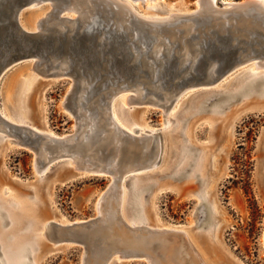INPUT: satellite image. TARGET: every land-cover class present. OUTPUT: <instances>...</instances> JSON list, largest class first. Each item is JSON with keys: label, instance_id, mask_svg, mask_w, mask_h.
Listing matches in <instances>:
<instances>
[{"label": "rangeland", "instance_id": "1", "mask_svg": "<svg viewBox=\"0 0 264 264\" xmlns=\"http://www.w3.org/2000/svg\"><path fill=\"white\" fill-rule=\"evenodd\" d=\"M223 1L232 0H215L214 5L221 6ZM95 2V9L99 8L104 18L99 34L93 36L76 25L68 26L77 19L76 12H55L49 1L21 12L19 23L29 35L34 34L31 38L52 35L53 41L47 52L23 57L0 74V117L19 127L0 131V198L7 203L4 211L16 209L12 202L21 206L37 202L42 222L68 227L65 236L70 239L58 241L52 226L44 235L40 222L32 233L28 223L13 233L12 222H6L0 227V251L1 241L8 247L16 242V235L29 237L28 242L40 235L37 245L12 258L25 264H150L152 259L159 264H193L186 250L187 237L203 264H264V97L257 94L258 90L236 97L241 83L230 87L247 69H264L254 68V60H250L224 74L215 70L212 83L197 84L208 80L207 69L200 66V61L215 64L206 50L217 41L212 39V22L198 12L196 0H161L155 6L136 1V14L130 15L128 28L113 33L108 31L113 17L100 8V1ZM149 17L167 20L151 21ZM40 19L46 20L45 29L34 28ZM140 19L148 21L149 26ZM57 20L66 26L61 31L53 26ZM247 36L240 37L245 43L254 42L239 44L244 55L251 53L250 48H264L263 39ZM185 49L195 59L182 56ZM50 61L48 74L37 71L45 69ZM118 89L121 91L114 92ZM206 89L215 91L203 95ZM243 89L250 90L248 86ZM223 92L230 95L225 97ZM122 95L128 102L134 101L119 104ZM165 97H172L165 104L166 111L158 105ZM113 99L118 109L125 106L136 119L135 131L125 130V134L116 129L123 141L119 144L121 153L115 157L114 145L103 139L112 127ZM244 102L255 105L248 109ZM214 109L219 113L212 115ZM81 115L89 117L97 128L92 135V147L100 149L95 164L106 168L116 162L120 166L146 165L136 171L143 178L149 177L150 183L139 192V199L144 203L142 213L144 210L149 220L146 226L154 233L162 231L161 239L125 230L116 220L119 206L114 197L105 199L100 212L96 210L98 197L108 187L113 185L112 191L118 192L119 184L112 174L76 169L69 156L54 157L38 164L40 171L36 170L37 144L44 133H51L58 143L67 137L70 150H77L79 142L69 139L76 134V126L83 123ZM17 117L27 124H18ZM27 129L35 134L30 135ZM20 139L25 143L18 142ZM177 142L186 144L188 158H193L179 176L172 171L179 159ZM87 147L83 145L77 161L84 154L81 161H85ZM204 152L207 173L196 171V176H190ZM131 175L121 179L126 187ZM202 195L207 199L200 202ZM122 209L120 213L127 218ZM84 221L91 226L78 225ZM173 231L184 236L171 239L167 234ZM150 249L157 256L149 254ZM143 250L145 254L133 255Z\"/></svg>", "mask_w": 264, "mask_h": 264}, {"label": "bare ground", "instance_id": "2", "mask_svg": "<svg viewBox=\"0 0 264 264\" xmlns=\"http://www.w3.org/2000/svg\"><path fill=\"white\" fill-rule=\"evenodd\" d=\"M91 1L94 2L93 3L94 5L91 4ZM95 1H100L101 2L100 8H102V9L104 8L105 10L107 8H110L111 5L115 4L117 6V10H116V12L113 13L112 16H113L116 24L123 25V26L128 23V21L131 17L130 16L131 14H136L134 12L135 11L134 10V3L136 1L142 2L141 0H69L67 3V6L65 7V11L68 10V11L76 12L77 13V19L73 20L71 22V24H68V26L73 27L77 23H80L81 26L86 25L96 15L97 12L101 11V10H99V8L97 10L95 9L94 6L97 5V3ZM159 1H161V0H145L142 3H145L146 6H155ZM229 2H231V1H223V4H226ZM214 3H215V0H199L197 4L199 5L200 10L198 12L201 14L202 13H209V14L213 15L215 13L214 9H213ZM89 7H90V9H89ZM95 10L97 12H95ZM175 16H176V14H175ZM146 18H148V16ZM149 18L151 21L167 20V18H159V17H149ZM170 18H173V17L171 16ZM57 21L58 22H55L53 24V26H55V28H57L58 31H61L62 28L64 29V27H66L59 20H57ZM37 22L34 23V28L39 26V25H37ZM42 28H43V26H42ZM51 47H53V45ZM44 48H46V47L44 46ZM154 52H156V50H154ZM182 56L191 57L193 55L187 49H185ZM48 59H49V57H48ZM48 59H46V60L48 61ZM193 59H195V55L193 56ZM193 59L190 62H192ZM250 60H253V59H248L247 61H250ZM247 61H245V62H247ZM262 61L263 60H261L260 63H257L254 60L252 63L254 65V68H260L261 67L264 69V62H262ZM52 63H53V61H50L45 69L42 68V69H38L37 71L48 74V70L50 69V65H52ZM209 72H210V73H208L209 76L212 77L213 71H211V68L209 69ZM236 80H237L236 83H233L230 85L231 88H234L233 87L234 84L238 85L241 83V85L238 86L239 88L237 87L239 92L237 91L238 93L235 94L236 97H241L242 95H248L249 96L252 94H256L257 90L259 91L257 94L260 95V97H264V72H254L252 69H247ZM204 83H208V84L212 83V78L208 79L205 82H199L197 84H204ZM192 85L194 87V84H192ZM245 86H248L250 88V90L246 91V89H243ZM120 91L118 89V91L116 90L115 92H120ZM202 91H203V95H205V94L210 93V92L212 93L215 90L206 89V90H202ZM84 92H85V90H84ZM136 92L139 95L140 91L136 90ZM223 95L226 97V96H229L230 93L223 92ZM126 99L128 100V98H126L125 95H122L119 99V104L120 103L121 104L124 103V105L127 104L128 101ZM133 101L134 100H132L128 103H131ZM169 101H172V97H165L164 103H161L158 105L163 106L165 109L164 111H166L168 106H166L165 104L168 103ZM244 104L248 107V109L249 108L251 109L255 105V102L254 103L253 102H249V103L244 102ZM256 105H257V103H256ZM191 106H193V104ZM198 106H199V101L197 104H195L194 111H197ZM124 107L122 105L118 109L117 105L114 104V99L112 100L111 113H112L113 119L110 120L112 127L111 126L109 128L107 127L108 132L105 130L107 133L105 134L106 136L103 139H107L108 144L114 145L115 150L112 153L113 156L121 153V152L118 153L120 151L119 144H121V141H123L122 138H119V136L117 135V133L119 131L116 132V129L117 130L118 129L119 130L125 129L127 131H132V132L136 130L135 127L133 126V124H135L134 121L136 119L134 118V116L131 113L126 112ZM213 111H214L213 112L214 114H212V115L219 113L218 109H214ZM84 112H86V111H84ZM3 114H4V112H3ZM81 114H83V112ZM86 115H87V112H86ZM81 116H82L81 119H82L83 123L76 126V127H78L76 134L71 136L70 137L71 139H69V141L72 140V141L79 142L77 144V147H78V148H76L77 150H74V151L70 150L72 148V146H70L66 143L68 141L67 137L64 138L62 143H58L56 140H59V139L55 138V136L53 137V135L51 133H44L43 135L45 137H43L42 139L41 138L39 139V140H41V142H38L37 145H38L39 150H38V152L36 151L38 162H36V164H35L36 170L38 172L40 171L38 164H40V165L45 164V163L49 162L51 159H53L54 157H59V156L71 157L73 159V162L76 164L75 165L76 169L84 170V171L93 170V167H92L93 163L99 159V152H98L99 148H97L96 146L94 148L92 147L93 146L92 145L93 144L92 135H94L96 133L95 131L97 130V128L95 126V123L92 122L89 117H86L85 115H81ZM212 118L217 119V117H212ZM17 119H19L17 122L18 124H22V123L27 124L24 119H22L20 117H17ZM104 119H105V117H104ZM106 122H107V120H106ZM108 124H110V122ZM98 125H99V123H98ZM5 128L9 129L6 125H4L3 123L0 122V131L6 132ZM91 128L93 131L92 130L89 131ZM139 130L140 129H138V131ZM7 133L9 134L10 132L7 131ZM185 134H186V132H185ZM18 142H19V140H18ZM49 143H52V144H49ZM74 143H76V142H74ZM47 145L52 146V149L47 148L48 147ZM83 145H88L87 149L86 148L84 149V151L88 153V154L86 153L87 157L85 156V161H81L82 156L85 155L84 154L79 158L80 161H77L76 156L80 153L81 154L83 153ZM185 145H184V143L181 144L180 142H177V144H176V148H177L176 149V155L179 156V159L176 158V162H174V164L172 165V171L175 170L174 174L178 175V176L180 175L182 170H184V168L187 167L191 161H193V158H191V157L188 158V155H187V153H188L187 147L188 146L185 147ZM189 149H190V147H189ZM114 153H116V154H114ZM204 154H206V153L204 152L200 156L198 161L196 162L194 172H192V174L190 176H196L197 175L196 171H202V172L204 171L205 173H207V169H208L207 168L208 162H206L207 161V155H204ZM181 161H183V162L181 163ZM113 166L115 167L116 170H118L120 168H126V172L132 173L131 178L129 180V185L127 186L128 188L123 183L121 188L118 191L120 193V195H119L120 203H121L120 207H121V209L123 208L122 210H125L126 215H127V218L126 217L124 218L125 223L129 224L134 229L135 228L140 229L143 227V225H147L149 223V220L147 219L146 214L144 213V210L142 213L144 203H143V201H141V198L139 199V192H141L143 190V188L150 183H148L149 177L143 178L142 176L137 175L138 173H136V171L140 170L141 168H146V165H140V164L132 165L131 164V165H125V166L121 165L120 166L116 162V163H114ZM117 166H119V167H117ZM42 171H43V169H42ZM128 173H125L123 176H125ZM156 188L158 189V188H160V186L157 184ZM125 189H127V190H125ZM18 195H20V197L24 196L21 194H18ZM100 199H101V196H99L97 201H96V210L99 212H100ZM203 199H207V196H204V195L200 196V202ZM36 200L40 201L39 195L37 193H36ZM206 201H208V200H206ZM12 204L15 206L16 209L13 210V209L9 208L10 210H6L7 211L6 212L4 210L6 209L7 203L5 201L1 200V198H0V217H2V219L0 218V227L4 226L6 222H8V223L12 222V224H11L12 227H11L10 231L13 230V233L15 231L17 233L18 231L21 230V227H22V225H24V223L25 224L28 223L27 225L29 226L30 233H32L33 229L36 228V225H38L39 222L41 224L43 223L42 222V213L40 212V209L37 205V202H35L34 204H28L27 203L24 206H21L20 203H16V202H12ZM8 207H10V206L8 205ZM131 207L133 208L132 209L133 213H131L129 211V209ZM209 207H210L211 215L214 214L212 202H210V201H209ZM138 210H139V212H138ZM63 222H65V221H63ZM41 224L39 226H41V227L44 226L43 234L45 235V233H48V231L50 230V227H51L50 221H46V223L44 222L42 225ZM208 233H209V235H211V231H208ZM8 234L9 233H6L4 235L7 236ZM139 234L143 235L144 233L139 232ZM181 234L173 233L171 235L173 236L174 239H177L179 236H181V237L184 236L183 233H181ZM148 236H150V238H156V239L162 238L161 232H155V233L149 232ZM148 236H145V237H148ZM2 237H3V235H2ZM14 238L16 239V242L13 245H10L8 247H6L7 246L6 243L1 241L2 246H3V251L2 250L0 251V253L2 254L0 264H3V261L6 264H25L26 261H23L21 259L17 260V259L12 258V257L24 255L31 246L37 245L39 242V239H40V235H39V237H34V239L31 238L30 242H28L30 239L29 237H26L27 239H25L21 236L16 235V236H14ZM19 239H22V240L19 241ZM58 241H60V240H58ZM185 243H186V250H188V252L190 253V255H189L190 262H192L193 264H203L199 255L195 252L194 247L192 246L193 244L190 243V241L187 239V237H186ZM33 248H35V247H33ZM138 248H139V244H138ZM142 249H143V247H142ZM143 252H144V250H143ZM151 252L153 253V250L150 249L149 254ZM153 254H155V253H153ZM150 264H159V262H157L155 259H152V260H150Z\"/></svg>", "mask_w": 264, "mask_h": 264}, {"label": "water", "instance_id": "3", "mask_svg": "<svg viewBox=\"0 0 264 264\" xmlns=\"http://www.w3.org/2000/svg\"><path fill=\"white\" fill-rule=\"evenodd\" d=\"M50 2L53 6L55 12L65 11V7L69 0H0V74L2 71L11 63L16 62L17 60L35 54H43V51L48 47V44L52 43L53 37L50 38L44 36L46 39H35L34 34L29 35L27 31L22 29L19 19L21 12L28 7H35L45 2ZM144 2L145 0H141ZM199 0H196L198 3ZM214 14L204 13L212 22L211 33L213 34V40L216 39V43H212L209 48L206 50L211 57V62L202 60L200 61V66L206 70L205 73L207 78L210 79L213 76H209V69L211 71L221 74L227 73L238 66L242 65L248 59H253L257 63H260L264 57V48L259 46L258 48H250V52L247 55L243 54V47L239 46L240 43H245L244 39L240 36L247 35L249 38L257 37L260 40H264V0H232L229 3L223 4L221 6L213 5ZM117 6L115 4L111 5L110 8H107L105 12L109 15H113L116 12ZM113 17V16H112ZM104 18V15L101 11L97 12L96 15L84 26H81L80 23H77L76 26L82 29V32H86L87 35L93 36L95 33L99 34L100 27H102L101 22ZM46 20L40 19L37 22L39 25L36 28H41L45 24ZM148 21H143L140 19V23L149 26ZM112 27H109V33H113L112 30L118 31L119 29L128 28L126 25H118L115 23L114 18L112 21ZM110 24V26H111ZM129 24V23H128ZM47 30V29H46ZM83 34V33H82ZM83 36V35H82ZM84 39V38H81ZM45 40L43 43L42 41ZM213 40H211L213 42ZM254 41L247 42L248 45H251ZM245 43V44H247ZM44 46L46 48H44ZM50 46V45H49ZM45 52H47L45 50ZM215 68V69H214ZM216 70V71H215ZM210 77V78H209ZM198 79L195 80V82ZM205 82V81H203ZM115 92V91H114ZM0 122L6 125L9 129L16 130L18 125H15L8 119L0 117ZM28 133L33 136L34 131L32 129H27ZM123 133L128 134L125 129H120ZM21 143H25V140H19ZM30 143V142H29ZM32 145V144H31ZM93 170L88 171L95 174H112L114 180L118 181L119 189L122 186L121 179L126 172V168L115 169L114 166L106 168L105 166L93 164ZM112 186L108 187L102 194L100 199V205L103 204L105 199L109 197H114L117 201L116 204L119 206V209L116 208V220L122 224L126 230L134 232L149 233L154 231L143 225V229H134L129 224L125 223L123 215L120 213V193L112 191ZM118 189V191H119ZM113 195V196H112ZM130 210V209H129ZM95 221V220H94ZM52 226V232L54 236L59 240H69L70 237H66L68 230L65 226L50 222ZM78 225L82 227H90L89 221H84ZM79 230V229H78ZM159 232V231H155ZM177 233L175 231L169 232L168 237L173 238L171 234ZM139 234V233H138ZM161 234L162 231H161ZM141 252V251H140ZM131 254V253H130ZM142 253H133V255H142Z\"/></svg>", "mask_w": 264, "mask_h": 264}]
</instances>
